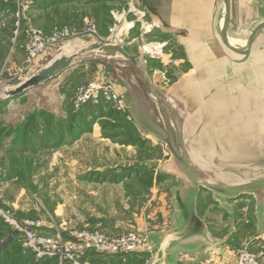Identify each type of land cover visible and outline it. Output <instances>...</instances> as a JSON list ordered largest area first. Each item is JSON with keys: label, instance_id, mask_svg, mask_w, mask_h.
Returning a JSON list of instances; mask_svg holds the SVG:
<instances>
[{"label": "rangeland", "instance_id": "374dc122", "mask_svg": "<svg viewBox=\"0 0 264 264\" xmlns=\"http://www.w3.org/2000/svg\"><path fill=\"white\" fill-rule=\"evenodd\" d=\"M233 7L238 26L251 17L264 15V0H234ZM29 27L49 34L55 28L67 27L71 36L49 44L29 59L25 48ZM75 39L89 42V47L97 41L126 47L140 57L145 67H138V73H147L153 86L164 94H169L170 88L190 69L180 39L155 25L140 0H0V213L20 222L41 221L45 230L54 225L65 240L70 239L71 232L83 228L79 223L73 227L69 223L81 216L79 171L94 167L109 171L113 167L120 180V172L143 170L140 178L125 181L121 186L135 188L132 198L138 214L136 220L145 227L132 230L148 235L150 244L139 250H145L141 255L113 260L103 256L97 261L152 264L157 259L156 235L177 227L172 188L183 184L178 176L162 171V165L170 158L166 148L147 140L138 126L132 96L137 81L131 62L124 56L86 52L58 76L15 97L7 95L9 89L60 56ZM261 48L264 34L253 47L255 51ZM242 76L241 83L253 88L256 85L260 98L262 89L251 81L253 75ZM92 82L110 84L125 110L103 98L78 107L77 96ZM82 134L87 137L84 141ZM202 193L197 208L209 223L217 245L205 242L189 249L175 246L168 250L165 264H179L190 258L200 262L219 258L230 263L240 249L264 248V222L259 221L254 196L228 201L225 207L213 193ZM120 197L121 201L125 198ZM14 230L0 214V264H25L20 256L23 235L20 231L15 235ZM25 261L40 264L34 258Z\"/></svg>", "mask_w": 264, "mask_h": 264}, {"label": "crops", "instance_id": "0c3cea01", "mask_svg": "<svg viewBox=\"0 0 264 264\" xmlns=\"http://www.w3.org/2000/svg\"><path fill=\"white\" fill-rule=\"evenodd\" d=\"M218 1L140 0L143 9L152 17L154 24L177 36L182 43L181 45L185 47L186 54H188L190 69L179 78L169 92L172 93L183 110L185 116L183 123L184 138L192 155L201 159L205 158L208 162V157H217L224 154L236 157L233 161L241 163L244 161L245 156L257 151V148L261 146L257 139L264 136V48L259 51L252 49L250 58L243 63L234 62L223 51L218 38H216V25L214 23ZM233 5L234 0H231V22L234 29H240L248 21L264 17L263 14L251 17L244 24L238 26L234 21ZM262 34L264 32L260 33L256 42L260 40ZM246 74H252L254 79L251 81L257 82L259 89H262L260 98L257 97L256 85L253 88L248 83H241V80H244L242 75ZM136 88L138 87L136 86ZM132 96L135 104L134 112L141 132L145 134L147 140L164 146L170 155L167 164L162 165V171L178 176L183 184L172 188L174 220L177 227L172 232L169 231L165 234L161 232L156 235L157 241L154 245L157 250L155 252L157 259L152 264H155L158 260V251L162 247L163 240L174 233L179 234V241L165 249V256L159 264H165L169 256L168 250L175 246L180 247V249H189L205 244V242L214 246L217 245L215 239L213 240L211 237L209 223L200 216L197 208L202 192L213 193L216 201L222 203L225 207L228 201H234L249 195L256 198L257 206L256 195L243 194L233 199L227 197L225 201H222L215 192L201 188L199 195L190 200L185 206V195L182 192L187 189V183L182 176V172L175 163H172L173 154L169 147L152 132L157 127L156 124L149 120L145 122L141 120L140 108L135 96ZM149 108V105L145 104L143 113H145L147 119H149V112H151ZM221 122L229 125V127H236L231 132L213 133L211 128ZM260 125L263 126L262 130H259ZM248 127H250V130L247 129ZM95 130L94 132H97ZM85 139L87 137L82 134L81 141ZM81 145H84V142H81ZM245 148H248V150L246 151ZM222 151L223 153H221ZM118 173V170L113 169V167H110L109 171L96 167L79 171L81 216L79 219H70L71 227L77 226V223H79V227L91 230L97 229L109 236L145 227L143 222L138 223L136 220L138 214L135 201L132 198V195L136 192L135 188L129 185H126V187L121 186L125 181L134 182L135 178H140L143 170L130 169L120 172L121 181ZM121 195L125 197L122 201L120 200ZM189 207L191 208L188 209ZM186 209L189 211L187 212ZM141 213L144 215L145 211ZM257 215L259 221L263 223L264 212L260 216L258 206ZM45 228L48 229L41 228V232L47 235L60 231L51 224ZM143 252L145 250L125 255L101 254L100 257L108 256L109 260H113L121 256L141 255ZM236 260L237 255L230 263L219 258L205 260V262L197 261L195 258L184 261H191L193 264H235ZM100 262L101 264H109L108 259H101ZM97 264H99V261Z\"/></svg>", "mask_w": 264, "mask_h": 264}, {"label": "water", "instance_id": "95a60500", "mask_svg": "<svg viewBox=\"0 0 264 264\" xmlns=\"http://www.w3.org/2000/svg\"><path fill=\"white\" fill-rule=\"evenodd\" d=\"M217 7L214 20L216 38H218L223 51L234 62L243 63L250 58L258 36L264 32V17L253 19L240 29H234L231 22V0H219ZM91 51H98L109 57L124 56L125 60L131 62L133 77L136 79V86L138 87L136 92L133 93L140 108V118L143 122L149 120L156 124L157 127L152 132L172 152V163L180 168L187 183V189L182 192L185 195V206L190 200L199 195L201 188L215 192L222 201H225L227 197L233 199L251 193L257 197L258 211L262 216L264 212V136L257 139L261 145L257 148V151L245 156L244 161L241 163L233 161L236 157L224 154L217 157H208V162L205 158L201 159L193 156L184 138L183 123L185 116L178 102L172 93L164 94L156 86H153L147 73H144V75L138 73V67L145 70L140 57L130 53L124 46L97 41L91 44L88 51L81 50L71 54H61L60 57L54 58L50 63L32 74L29 79L9 89L7 95L15 97V95L27 92L31 87L45 83L58 76L61 71L70 68L76 57ZM145 104H148L151 110L148 116L149 119L143 113ZM263 126L260 125L259 130H262ZM235 127H229V125L221 122L214 128L212 127L211 131L213 133L231 132ZM247 129L250 130V127ZM245 150L247 151L248 148H245ZM188 209H186L187 212ZM178 238L179 234L174 233L163 240L155 264L160 263L165 256V249L177 243Z\"/></svg>", "mask_w": 264, "mask_h": 264}, {"label": "built area", "instance_id": "2783aa9c", "mask_svg": "<svg viewBox=\"0 0 264 264\" xmlns=\"http://www.w3.org/2000/svg\"><path fill=\"white\" fill-rule=\"evenodd\" d=\"M71 36L70 30L66 28H55L53 32L46 33L40 28L29 27L26 31L27 44L25 46L29 59L34 58L45 50L49 44L60 42ZM99 98L112 100L119 105V110H125V105L119 100V96L110 84L94 83L82 88L77 96L75 104L80 107L85 103ZM16 231L23 235V252H31L37 258L53 257L59 259V264L72 262L74 264H92L82 257L88 251H94L103 255L128 254L142 250L150 244L148 235H140L134 230L117 236H107L100 230L82 228L71 232L70 239H64L61 232L50 235L41 232L43 226L41 221H17L12 216L0 213ZM179 264H193L191 261H180ZM211 264V263H205ZM235 264H264V248L260 251H250L246 248L237 251Z\"/></svg>", "mask_w": 264, "mask_h": 264}, {"label": "trees", "instance_id": "16d2710c", "mask_svg": "<svg viewBox=\"0 0 264 264\" xmlns=\"http://www.w3.org/2000/svg\"><path fill=\"white\" fill-rule=\"evenodd\" d=\"M13 233L15 234V235H19V233L17 232V231H13ZM5 251V250H4ZM3 251V252H4ZM100 255H101V253H96V252H94V251H88V252H86L84 255H83V259L84 260H91V262L92 263H94V264H97V258H99L100 257ZM103 255V254H102ZM122 255H125V254H122ZM20 256H21V258L24 260H26L27 258H34V259H36L38 262H40V264H51V263H54V264H59V259H57V258H55V257H53V258H51V259H48V258H37L36 257V255H34L33 253H31V252H26V253H24L23 252V249H20ZM24 260V262H25V264H29V262H26Z\"/></svg>", "mask_w": 264, "mask_h": 264}, {"label": "bare ground", "instance_id": "6f19581e", "mask_svg": "<svg viewBox=\"0 0 264 264\" xmlns=\"http://www.w3.org/2000/svg\"><path fill=\"white\" fill-rule=\"evenodd\" d=\"M89 44H90L89 42H86V41L81 40V39L72 40L71 42H69L65 46L62 54H71L73 52L81 51V50H87L88 51V49L90 48ZM58 57H60V56H58Z\"/></svg>", "mask_w": 264, "mask_h": 264}]
</instances>
